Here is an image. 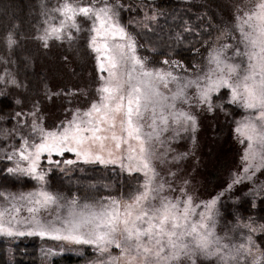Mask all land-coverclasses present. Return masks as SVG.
<instances>
[{"label":"snow or ice","instance_id":"obj_1","mask_svg":"<svg viewBox=\"0 0 264 264\" xmlns=\"http://www.w3.org/2000/svg\"><path fill=\"white\" fill-rule=\"evenodd\" d=\"M55 11L60 12L63 19L59 26L50 25L45 29L44 35L40 37L45 46L52 38H67L71 41L72 33L67 30L80 31L77 16L93 21L89 47L96 54L99 71L107 74L101 77L103 84L98 89L101 99L82 114L77 111L61 131H45L33 125L34 130H38L41 135V142L33 143L29 150V142L25 140L19 152L20 160L27 161L28 166L21 167L17 163L15 168H9L8 171L30 176L43 184L45 173L39 171L41 157L47 154L49 164L59 165L60 161H52L51 156H63L65 152L75 153L85 163H117L119 159L123 168L124 157L105 159L94 152V148L99 152L105 151V141L111 139L117 150L122 145L127 146L129 171L134 168L135 171L143 172L146 180L142 185L143 190L132 197V202L124 206L123 212L117 200H112L107 206L102 205L100 211L89 204H84L77 211L78 201L73 199L69 203L68 218L61 222L62 227H56L55 223L45 226L33 216L32 222L37 226L35 230L27 233L14 231L5 225L4 217L10 214V210L5 208L0 210V234L47 235L54 240L72 244L94 245L101 255L109 253L110 246H114L120 249L122 257H128L126 264H135L138 259L142 260V264H179L182 257L191 259L196 252L227 260L228 256L222 254L227 245H221L219 239L214 238L212 226L208 223L212 219L209 212L199 213V219L193 220L192 217L197 213L191 197L173 201L159 195L164 190L163 184L153 186L157 173L152 164L155 155L152 141L159 140L160 135L170 127L177 136L181 131L196 130V117L176 107L177 100L188 102L185 88L195 85L199 103L206 105L209 112L213 111L212 94L227 88L231 93L230 102L239 103L254 113L240 122L235 130L241 137V143L247 141L243 159L248 166L244 171L264 167V0H258L255 10L245 14L239 27L246 50L243 53L237 50L236 55L247 58L246 66L241 69L239 64L227 63L217 52L209 60V65L215 67H209L203 77L190 80L183 86L179 85L178 77L171 71L146 68L145 60L136 55L135 42L114 21L115 13L106 0L99 8L65 2L62 8ZM245 25L248 31H245ZM117 38L126 42H118ZM12 43L14 41L9 38V44ZM201 79L207 81L204 86L199 82ZM169 82H177V90L171 97L160 90L161 85L167 88ZM118 117L122 134L118 136L112 131L110 137L101 135L116 128ZM145 121H148L147 127L151 131H144ZM131 141L136 144L133 145ZM112 155V151L108 150V156ZM256 161L258 163L253 164ZM64 163L71 165L75 161L66 160ZM234 182L239 183L240 178ZM20 198L33 205L28 209L30 213H37L40 208L58 205L59 202L57 195L43 188L22 194ZM157 200L158 203H155ZM215 203L212 200L205 208L211 210ZM241 250L251 254V248L246 245H240L236 253L239 254ZM120 259L109 256L104 264H118ZM252 264H264V254L255 258Z\"/></svg>","mask_w":264,"mask_h":264},{"label":"rangeland","instance_id":"obj_2","mask_svg":"<svg viewBox=\"0 0 264 264\" xmlns=\"http://www.w3.org/2000/svg\"><path fill=\"white\" fill-rule=\"evenodd\" d=\"M65 2L78 4L80 6L94 5L96 8H99L104 5L105 0H54L55 5L51 8L48 17L46 18L45 25L39 33V37L44 35L45 29L49 28L50 25L59 26L63 16L60 12L55 10L62 8ZM177 2L183 4V6L185 5V7H191L194 11L197 10L201 13H205L208 17V24L213 27L212 30H214L213 35L196 46L190 56L182 58L172 55L158 57L156 55V49L150 45L143 36V31L150 29L152 23H154L160 15V11L156 7L157 0H106L107 5L111 7L115 13L113 16L114 21L123 27L128 36L135 42L136 55L145 60L146 68L152 71H171L173 75L178 77V83L181 86L190 80H197L198 78L203 77L209 67H215V65H209V60L217 52L221 53V59L225 60L227 63L239 64L241 69L246 66L247 58L243 55H236L237 50L241 53L246 50L244 43H242V36L239 27L245 18V14L251 13L255 10L258 0H237L231 2L229 15H222L220 12L209 9L208 6L199 4V2L195 0H177ZM76 19L79 24V16H77ZM88 20L90 21L91 30L93 21L90 19ZM244 27L245 31H248L247 26L245 25ZM206 29H209V27L207 26ZM67 31H71L73 36L75 29H68ZM91 35H93L92 32L90 33V37ZM117 41L122 43L126 42L119 41V38H117ZM95 60L98 69L96 54ZM164 61H168V63L166 64ZM99 74L100 85L98 89L103 84L101 77L107 75L100 71ZM0 80H4L3 74L0 75ZM199 82L201 86H204L207 83V81L203 79ZM5 83H7V79L3 82V84ZM160 90L165 95L171 97L177 90V82H169L167 88L161 85ZM219 91L213 93L211 97L213 110L216 105H219L217 103L215 104L213 101L214 95L219 93ZM1 92L2 91H0V93ZM185 95L188 98V102L185 103L183 100H177L175 102L176 107L179 110L187 111L194 115L197 120V128L194 132L191 130L181 131L177 136L173 131V128L170 127L168 131L163 132L160 135L159 140L154 139L152 141V147L155 152V155L152 158V164L157 173L153 181V186L163 184L164 190L159 195L167 197L173 201L177 199L183 201L188 197H191L195 212L197 213L196 216L192 217L193 220L199 219V213L206 211L209 212L212 219L209 220L208 223L212 226L214 238H218L221 245H227V247L223 249L222 254L228 256V259L223 260L219 256H206L200 252H196L191 259L188 257H182L179 264H193V262L195 263L201 256L216 258L222 264H252V261L255 258L264 254V222L256 216H249L245 219L240 217L236 221L227 222L222 217L219 210V198L221 197L222 192L210 198H198L195 196V191L189 181L188 175H181L180 171L176 170L178 167L177 165L184 161L186 157L196 154L193 145L198 142L196 135H198V130L201 127L199 122L200 115L198 112L203 110L208 111L206 105L199 103L198 89L195 85L185 88ZM100 99L101 94L99 93L98 99L93 101L92 104L98 103ZM228 99L231 101L230 89H228ZM235 104L242 107L239 103ZM91 105L84 109H74L68 119L53 128L45 126L43 122L44 118L39 115L37 109H32L30 111H11L6 114L0 113V170L10 173L8 169L15 168L17 163H19L21 167L28 166L27 161L20 160L19 152L24 147L25 140L29 142V150H31V145L33 143L41 142V135L38 130H34L33 125H36L38 128H43L45 131H61L62 128L67 125V122L73 119L77 111L82 114L89 110ZM253 115L254 113L251 110L245 109V113L238 119L234 128V134L239 143H241V137L235 130L240 122ZM119 119L120 118L118 117L116 128L114 130H109L100 134L110 137L111 132L115 131L118 136L121 135ZM147 123L148 121H145V132L151 131V129L147 127ZM103 127L107 128L108 126L103 125ZM187 140L189 141V147L192 146V149L189 151L185 150V146L182 144ZM131 143L133 145L136 144L135 141H131ZM105 144V151L99 152L98 149L94 148V152L102 155L105 159L124 157L123 163L125 164V167H121V161L119 159H117V163H85L83 159L77 158L75 153L70 152H65L63 156L53 154L51 160H58L60 161V164H49L47 162V154H44L41 157L39 167V171L45 173V181L43 184L34 179L36 181V186L28 190H14L10 187L0 186V193L3 194L0 195V210L5 208L10 210V214L4 217L5 225L11 227L14 231L27 233L35 230L37 227L36 224L32 222L33 216H35V218L45 226H50L52 223H55L56 227H62L61 222L68 218L69 203L73 199L78 201L76 205L77 211L81 210L84 204L92 205L96 211H100L102 205L107 206L112 200H117L120 202L121 212H123L124 206L127 203L132 202V197L139 191L143 190L142 185L145 183L146 177L143 172L135 171L134 168L132 171H129L126 159L128 154L126 145H122L121 148L117 150L115 148V142L111 139L105 141ZM241 144L242 154L240 157V163L238 169L234 172L227 185L226 192H230V190L235 187L243 186L245 189L251 191L253 200H256V205L258 198L262 197L264 193V179L260 176V173L264 171V167H260L255 171L250 169L248 172H245L244 169L248 166V163L244 161L243 157L245 155L247 141ZM108 150L112 151V157L108 156ZM9 157H11V159H9ZM197 158L198 157H194L195 160H197ZM66 160H73L75 163L69 165L64 163ZM255 163H258V161L253 162V164ZM86 165H100L105 168L117 167L123 176L127 175L126 184H122L117 189L114 188L107 193L100 194L97 191L86 190L80 186H78L80 189L70 191L68 184L61 183V181H58L56 184L53 183L52 176L60 177V173H72ZM11 174L21 177H30L21 173ZM236 178H240L239 183L234 182ZM41 188L57 195L59 198L58 205H49L47 208H40L37 213H30L28 209L33 205L29 204L28 200L21 199L20 197L22 194L26 195L28 193L36 192ZM212 200L216 201L215 206L211 210L206 209L205 205ZM155 203H158V200ZM14 208L19 209V211H14ZM9 221H11L10 224ZM251 229H255V231H252ZM118 238L121 240L123 239L122 237ZM249 238L251 243H249ZM0 240L9 243L26 242L38 244L39 255L43 257L42 264H47L48 259L52 257L73 252L74 250L80 249V247L90 248L95 255L92 259L83 264H104V261L109 256L121 257L118 264H126V260L128 259V257H122L120 249H117L114 246H110L109 253L101 255L94 245L72 244L67 241L54 240L47 235L40 236L25 234L6 236L0 234ZM240 245L250 247L251 254H245L242 250L237 254L236 249H238ZM232 257L235 258L233 259ZM135 264H142V260L138 259Z\"/></svg>","mask_w":264,"mask_h":264},{"label":"trees","instance_id":"obj_3","mask_svg":"<svg viewBox=\"0 0 264 264\" xmlns=\"http://www.w3.org/2000/svg\"><path fill=\"white\" fill-rule=\"evenodd\" d=\"M195 1L222 15H229L231 2L237 0ZM54 5V0H0V75H4V80H0V113L37 109L48 128L63 123L74 109L90 106L98 99L100 85L95 54L89 47L88 19L79 16L80 31H74L71 41L52 38L45 46L40 39L39 33ZM156 7L160 15L150 29L143 31V36L156 49L158 57H188L196 46L213 35V27L208 24L205 13L185 7L177 0H157ZM9 38L14 43L9 44ZM5 79L7 83L3 84ZM213 101L219 104L213 111L198 112L201 127L196 135L198 142L193 145L196 154L186 157L176 170L181 175H188L198 198H210L222 192L219 210L227 222L249 216L264 222V195L255 205L251 191L243 186L226 192L240 163L242 144L238 142L234 128L245 109L230 102L226 88L214 95ZM188 142L182 143L187 151L192 149ZM194 157H198L197 160ZM94 168L98 170L95 174ZM120 172L117 167L86 165L72 173H60V177L52 176V180L54 184L58 181L68 184L70 191L82 186L101 194L126 184L127 175ZM260 176L264 179V171ZM0 186L28 190L36 186V181L0 170ZM18 243L26 246L20 247ZM3 245L1 241L0 264L43 263L36 243L5 242L7 249ZM3 247L7 252L2 251ZM31 252L33 255H29ZM94 256L90 248L80 247L48 259L47 264H83ZM194 264L222 263L216 258L201 256Z\"/></svg>","mask_w":264,"mask_h":264},{"label":"bare ground","instance_id":"obj_4","mask_svg":"<svg viewBox=\"0 0 264 264\" xmlns=\"http://www.w3.org/2000/svg\"><path fill=\"white\" fill-rule=\"evenodd\" d=\"M159 56H160V55H159ZM96 168H97V167H96ZM96 168L93 169L94 171H92L91 169H90L89 171H92L93 174H95V173H96V170L98 169V168H97V169H96ZM97 171H98V170H97ZM63 185H64V184H63ZM64 187H65V185H64ZM66 187H67V186H66ZM81 187H82V186H81ZM73 188H74V187H73ZM75 188H76V187H75ZM82 191H83V190H82ZM84 191H85V190H84ZM86 192H87V191H86ZM69 194H70V193H69ZM263 195H264V194H263ZM261 198H262V197H261ZM263 206H264V205H263ZM1 241H2V243H4L3 246L5 247V246H6V245H5V242H4L3 240H1ZM1 241H0V242H1ZM6 243H7V242H6ZM14 244H16V243H14ZM18 245H19L20 247H22V245L24 246L23 243H21V245H20V243H18ZM31 245H32V244H31ZM25 246H26V245H25ZM25 246H24V247H25ZM33 246H34V244H33ZM4 247L2 248V251H3V250L6 251V249L8 248V247H7V248L5 247L6 249H4ZM15 248H16V250H18L17 247H14L13 249H15ZM10 249H11V248H10ZM21 250H22V249H21ZM26 250L29 251L30 249L28 248V249H26ZM31 250H33V249H31ZM6 252H7V251H6ZM6 252H4V255L7 254ZM14 252H15V251H14ZM2 253H3V252H2ZM2 253H1V254H2ZM24 253L27 254V252H24ZM33 253H34V252H33ZM1 254H0V260H2V259H1V258H2V257H1L2 255H1ZM10 254H12V253H10ZM13 254H14V253H13ZM29 255H33L32 252H31V254L29 253ZM35 255H36V254H35ZM3 257L6 258V255L3 256ZM31 257H33V256H31ZM66 257H67V256H66ZM73 257H74V256H73ZM4 258H3V259H4ZM8 258H9V257H8ZM33 258H35V256H34ZM10 259H12V258H10ZM35 259H36V258H35ZM4 260H5V259H4ZM6 260L8 261V259H6ZM2 264H5V263L3 262Z\"/></svg>","mask_w":264,"mask_h":264}]
</instances>
